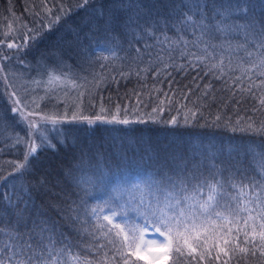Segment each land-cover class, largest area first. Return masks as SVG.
<instances>
[{
	"label": "snow or ice",
	"instance_id": "obj_1",
	"mask_svg": "<svg viewBox=\"0 0 264 264\" xmlns=\"http://www.w3.org/2000/svg\"><path fill=\"white\" fill-rule=\"evenodd\" d=\"M55 7L60 14L47 25L49 30L62 18L83 10L82 26L90 35H102L104 44L98 41L96 46L109 54L89 58L90 64L103 63L91 81L83 78L87 84H78L67 74H48L49 86L67 85L76 91L70 116L67 104L63 115H40L35 110L26 115L21 107L10 109L27 121L28 139L16 138V144L26 145L23 161L12 162V171L0 175V180L23 175L39 149L56 147L52 142L56 137L44 129L48 123L72 125L74 135L125 131L101 129V125L191 124L238 132L252 142L230 140L220 150L192 162L191 168L182 159L168 171L153 173L137 184L147 194L130 207L109 200L89 206L87 193L79 204H50L74 236L39 214L31 216V194L23 184L18 192H4L3 203L11 209L12 218L7 213L0 216V264H248L251 258L264 264V0H110L107 7H97L96 0H79L74 6L59 3ZM46 12L51 14L52 9ZM28 33L23 43L8 42L7 48L40 42L44 36L43 28ZM10 34L4 33L5 38ZM121 36L128 40L127 49ZM3 44L5 40L0 39ZM121 50L124 56L118 55ZM117 59L130 61L127 72L117 73L120 79L135 76L143 83L124 94L129 103L113 105L110 95L108 104L100 97L97 106L94 90L119 84L108 67ZM174 72L196 75L182 90L173 88ZM149 76L154 81L151 86ZM164 83L172 95L157 86ZM15 96L13 91L9 98ZM85 96L91 115L84 114ZM14 104L19 106V99ZM244 104L252 106L245 108ZM150 105L151 111H145ZM166 110L169 118L163 120L161 113ZM172 111L176 114L171 115ZM31 116H38L40 123ZM56 131L58 135L60 130ZM257 155L259 168L251 162Z\"/></svg>",
	"mask_w": 264,
	"mask_h": 264
},
{
	"label": "trees",
	"instance_id": "obj_2",
	"mask_svg": "<svg viewBox=\"0 0 264 264\" xmlns=\"http://www.w3.org/2000/svg\"><path fill=\"white\" fill-rule=\"evenodd\" d=\"M78 2L79 0H0V39L5 40V44L0 45V55L9 52L6 46L8 42L19 45L29 35V29L43 28L44 36L40 42H30L24 47L17 48L21 56L19 62L31 59V62H34L35 58H38L48 64L50 55L52 62L59 66L54 72L56 75L67 74L68 79H74L78 84H87L83 78L87 77V81H91L92 73L100 72L99 65L103 63V61H98L90 64L89 58L94 59L101 53L109 54L96 46L98 41L101 45L104 44L102 35L88 34V28L82 26V19L86 16L83 10L75 11L68 18H62L59 23L52 26L51 30L47 27L55 16L60 14L55 5L64 3L67 6H74ZM109 3L110 0H96L97 7L100 4L107 7ZM47 8L52 9L51 14L46 12ZM174 31L175 29H172L168 34L172 35ZM4 33L11 34L5 38ZM18 33H20L21 39L14 38L19 37L16 36ZM77 33H79L78 36ZM115 35L119 36V32ZM120 40L123 48L127 49L128 40L122 36ZM148 42L151 43L150 40ZM133 44L135 47H141L140 44H135V41ZM15 49L11 52L13 53ZM86 53L88 54L86 55ZM118 55L124 56L125 52L121 50ZM9 61L1 60L0 65H3L4 68L6 64L10 63ZM129 64L130 61L119 59L114 63L109 62L108 67L112 70V75L117 76L119 84H106L95 89L97 106L100 97H103L104 103L108 104L110 95L113 98V105L129 103L128 100L123 99L124 94L129 90H138L139 85L143 83V81H138L135 76L123 80L117 75L120 71L127 72ZM195 75V72L189 74L174 72L175 84L173 88L183 90L185 85L191 83L192 77ZM4 76L5 74L0 72V175H6L12 171L14 166L12 162L23 161L26 145L24 143L16 144V138L28 139L27 121H21V118L11 113L10 109L21 107L25 113L31 112L21 105H15L16 97L9 98L11 89H9ZM3 80H5V84ZM206 82L207 79L202 81V83ZM152 83L154 81L149 76V86ZM88 86L90 87V85ZM157 86L172 95L167 83ZM83 90L82 88L81 91ZM161 98L163 97L161 96ZM191 98L195 99V95ZM152 99L155 102V97ZM131 102L135 103V98H132ZM147 102L145 100V103ZM181 103H188V101L182 100ZM44 106L48 108L50 105ZM251 106V104L243 105L245 108ZM84 107V114L91 115L93 110L88 107L87 96L84 97ZM95 111H98V107ZM145 111L150 112L151 105ZM48 113L51 114V112ZM175 114V111L171 112V115ZM14 115H16V121H21L19 126H15ZM160 118L163 120L169 118L167 110L161 113ZM39 123L40 121H38ZM84 127L95 126L84 125ZM100 128H119L125 131H113L110 134L97 131L95 135L83 133L74 135V126L67 123L54 125L50 135L56 137L52 141L56 147L54 149L47 147L39 149L23 175L13 174L7 182L0 180V216L7 213V218H12L11 209L5 207L2 194L18 192L20 185L23 184L31 194V207L29 208L31 216L34 218L39 214L41 218L55 222L57 228L63 233L74 236L75 233L71 227L65 223L64 219H61L60 214L50 204L67 205L74 201L79 204L81 198L85 197L87 193L86 199L89 206L109 200L119 203L121 206L130 207L133 202L147 194L143 188L138 190L137 184L151 177L153 173L160 170L168 171L182 159L188 160L189 168H191L192 162L199 160L209 152L220 150L230 140L233 143L252 142V138L246 139L238 132L233 133L223 128L194 127L191 124H181L177 127L170 124L148 122L131 125H101ZM57 129L60 130L58 135ZM57 139L64 142L58 143ZM36 142L39 143V139ZM251 162L259 168L261 163L259 155L253 157ZM248 163L249 160L245 157L246 166ZM171 174L169 172V175ZM129 215L135 217L134 213H129ZM135 218L139 220V217ZM214 264H221V262L215 261ZM232 264H236V262L233 261ZM248 264H258V261L256 258H251Z\"/></svg>",
	"mask_w": 264,
	"mask_h": 264
},
{
	"label": "rangeland",
	"instance_id": "obj_3",
	"mask_svg": "<svg viewBox=\"0 0 264 264\" xmlns=\"http://www.w3.org/2000/svg\"><path fill=\"white\" fill-rule=\"evenodd\" d=\"M16 36L20 37V33ZM100 48L106 51L103 47ZM13 49H9L8 53L4 52L0 57H9L8 60H10V63L4 66L3 73L7 76L6 82H8V87L11 89L10 93L15 91V97L19 99L20 105L31 110V112L34 110L38 111L40 112V115H48V112H51V114H49V116H51L54 114L63 115L65 113V105L67 104L69 105L68 115L70 116L71 104L76 97V91L67 85H57L55 87L48 85V74L50 72H55L56 68H59L57 64L52 62L51 56L49 55L50 63L48 64L42 62L38 58H35L36 60L34 62H31L32 59L30 61L24 60L19 62L21 59V56L19 55L20 53L17 48L12 53L11 50ZM4 81L5 80H3V83ZM36 81H39L40 83L37 84L35 83ZM33 101H35V103H33ZM38 103L39 108L42 110L36 108V104ZM47 104L50 106L45 108L44 105ZM25 114L27 115L28 112ZM29 119L39 121L38 116H31ZM53 126L54 125L50 123L48 126L44 125V129L50 134L53 130Z\"/></svg>",
	"mask_w": 264,
	"mask_h": 264
}]
</instances>
